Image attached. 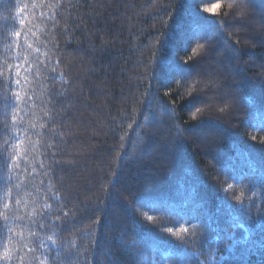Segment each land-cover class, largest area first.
I'll return each instance as SVG.
<instances>
[{
  "label": "trees",
  "instance_id": "obj_1",
  "mask_svg": "<svg viewBox=\"0 0 264 264\" xmlns=\"http://www.w3.org/2000/svg\"><path fill=\"white\" fill-rule=\"evenodd\" d=\"M0 264H264V0H0Z\"/></svg>",
  "mask_w": 264,
  "mask_h": 264
},
{
  "label": "snow or ice",
  "instance_id": "obj_2",
  "mask_svg": "<svg viewBox=\"0 0 264 264\" xmlns=\"http://www.w3.org/2000/svg\"><path fill=\"white\" fill-rule=\"evenodd\" d=\"M218 8H219V5H214L212 8L205 9V11L214 12V11H216V9H218ZM231 250H232V248L229 247V251H231ZM221 259H224V258L222 257Z\"/></svg>",
  "mask_w": 264,
  "mask_h": 264
}]
</instances>
